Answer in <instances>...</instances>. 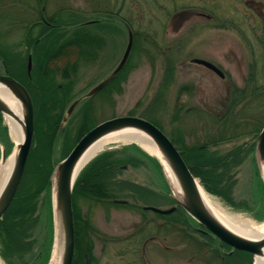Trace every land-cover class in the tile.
<instances>
[{
  "label": "rangeland",
  "instance_id": "rangeland-1",
  "mask_svg": "<svg viewBox=\"0 0 264 264\" xmlns=\"http://www.w3.org/2000/svg\"><path fill=\"white\" fill-rule=\"evenodd\" d=\"M113 13L122 16L125 24L102 20ZM40 15L58 27L53 30L55 39H45L43 49L37 52L39 56L56 53L60 46L58 37L68 38V43L76 37L79 45L75 52L73 46L60 48L63 54L45 62V68L51 69L65 68L69 62L76 72L66 80L55 78L60 99L50 113L38 112L36 125L41 129H47L49 119L59 124L73 100L115 69L126 48L129 30L133 45L116 79L73 111L61 133L56 131L52 149L47 150L48 160L37 163L47 160L54 166L82 138L79 136L84 127L92 129L120 116L154 122L178 148L206 142L211 145L221 135L224 140L210 146V157L216 161L229 158L233 166L228 173L230 178H219L217 187L227 193L232 203L247 201L250 208H236L228 198L203 190L224 213L256 225L264 223V218L257 219L259 209L254 204L258 162L253 150L264 125V53L259 49L264 47V0H0L1 74L10 67L20 68L33 79L37 76L35 69L43 63L38 64L36 51L30 47L32 39L43 32L34 25ZM93 20L99 23L87 25ZM90 34L104 40L99 50H84L86 42L94 47L93 40L87 39ZM30 54L33 63L28 71ZM194 59L212 63L223 77ZM233 101L238 102L227 107ZM237 119L243 120L235 126ZM1 127L10 145V152L4 151L7 160L17 146L3 116ZM45 134H41V144L46 142ZM130 144L137 151L125 149ZM140 150L157 160L134 143H113L97 154L117 151L115 159L132 154L137 160H123L111 166L110 180L119 185L111 199L79 192L72 198L74 228L80 238L77 263L253 264L249 253L231 252L211 234L198 231L201 227L188 225L177 211L163 216L144 210L147 206L166 210L176 205L165 172L161 168L162 179ZM1 157L2 152L0 162ZM258 170L264 183L262 170ZM33 177L28 172L32 190L36 188V182L30 180ZM50 191L52 200V187ZM34 206L26 219L10 226L23 243L31 244L20 254L22 257H10L11 264H38L36 257L48 244L51 249L47 264L50 263L56 230L47 189L36 196ZM2 232L1 229V235ZM0 261L8 264L1 255Z\"/></svg>",
  "mask_w": 264,
  "mask_h": 264
},
{
  "label": "trees",
  "instance_id": "trees-1",
  "mask_svg": "<svg viewBox=\"0 0 264 264\" xmlns=\"http://www.w3.org/2000/svg\"><path fill=\"white\" fill-rule=\"evenodd\" d=\"M77 32L79 33L81 31L79 30ZM48 38L55 39V37H50L47 35L45 39H48ZM58 40L60 41V46L57 47L55 51L59 50V48H61L62 46L64 45L66 46L69 44L68 38L63 39V38L58 37ZM61 54H63V52L61 53V51H57L56 53H53V54L49 52L48 54L45 53L43 54V56H39L40 54L35 52L34 55L38 57L37 58L39 61L38 64L39 63H43V64H41L42 66H40L39 64V69H35L37 76H34V79L32 78V75L30 76L26 73H23V71H21L20 68H18L17 70H13V69L10 70V67H8L9 70L7 69L9 75L17 79L21 84H23L26 87V89L28 90L31 96L33 107H34V136H33V141H32V147L27 157L24 173H23L21 182L19 184V187L8 209L4 213L2 219L0 220V233H1V229L3 231L2 235L0 234V255L8 264H11L12 262L11 260L9 261L10 257H13L17 254L18 256H20V254L23 253L25 249H30L31 247L30 246L31 244L23 243L20 237L16 235L15 232L12 231L10 226H12L13 224L15 225L19 223L20 220L26 219L27 216L33 212L34 207H35L34 200L36 196L46 189H47V192L49 193L50 209L52 210V205H51L52 200H51V193H50L51 192L50 190L52 187L51 179H52V174H53V171L57 163L54 166H50V162L47 161L48 157H50L47 150L51 151L52 149L53 139L55 137L56 131L61 133V131L63 130L62 120H63L65 111L63 113V116L61 117V120L59 121V124L57 123L55 119H49L47 121V129H45L44 127L43 129H41L36 124L38 121V112L46 111L50 113V111L56 107L60 99L58 98L56 94V91L58 90H56V87H55V83H54L55 78L66 80V79H69L72 73L74 75L76 72L75 66L73 64H70L69 62L67 63V66L65 68L59 67V69L58 68L51 69V68H48L47 66L45 68L46 61L53 60L57 58L58 56H60ZM3 59L5 60L4 57ZM110 84H108V86ZM88 100H90V98L82 101L78 106H80L83 103H86ZM236 103L233 101V103L227 104V107L232 106ZM228 109L231 110V108H228ZM236 115L237 114H235V116ZM241 120L243 119H237L233 125L235 126L238 125V123H241ZM1 121H2V114L0 113V145L3 146L5 154H8L10 152L9 151L10 145L8 144L6 138L3 137L4 135L3 133H5L4 132L5 129H2ZM90 128L91 126L84 127L79 137L87 133L90 130ZM40 133L41 134L46 133L45 143L41 144L40 142L41 134ZM217 138L218 140L212 141L213 143L211 145L210 143L206 142L200 145L188 146V148L187 147L185 148L177 147V148L180 151L181 156L184 159L189 170L191 171V173L193 174L195 178L199 179L204 189H206L208 192L214 195H220L224 198H228L230 204L236 208H245V209L250 208L249 203L247 201H242L239 204L232 203L230 201L231 199L229 197H226L227 193L223 192L217 187L216 181H218L219 178L220 179L230 178L228 173L230 172V169L233 166L232 165L233 162L229 160V158L228 159L219 158L217 161L211 159L210 157L211 152L209 151L210 146L214 145L218 141L224 140V138L221 135H219V137ZM34 143H36L35 146L33 145ZM43 144H44V147H43ZM130 147L134 151L135 150L137 151V147L132 144L128 145L125 149H131ZM41 150L44 152V155L41 152ZM250 151H252V148ZM115 153H117V151H106L102 153L101 155H98L88 165H86V167L81 171L79 177L77 178L75 182V185L72 191V198L78 192L83 193V194L86 193L88 195L95 194L102 200L104 199L109 200L114 196L113 191L116 190V187L118 188L119 185H116V182L114 183L113 180H110L111 176L109 175V171H110L111 166L123 160L129 161V162L137 161L136 157H134L132 154L127 155L123 159H115L113 157ZM142 156L152 161V163L157 168L158 174L163 179V174L161 171L162 167L159 164V162L155 158H149L143 152H142ZM44 158H46L47 160H45L43 164L37 163L38 161ZM28 172L30 175L34 176L33 180L31 178L30 180L36 182V185H35L36 188H34L33 190L31 189V186H29V183L27 181ZM105 176H107V179H104ZM256 176L257 178H256L255 186H254L256 190L255 197H254L255 198L254 204L259 209V212L257 214V219H263L264 218V183L260 178L258 167H256ZM95 195H92V196H95ZM176 211L181 213L184 216L185 222L188 223V225H193V226L198 225L191 217H189L182 210V208L178 207ZM51 214H52V211H51ZM14 222H17V223H14ZM79 239H80L79 234L75 228L76 257L77 256L79 257V255H77ZM20 241L22 242L21 244H20ZM223 246H226V245H223ZM50 249H51L50 244H48V246L46 247L41 248L40 254L36 257L37 259H39L38 264H47V261L50 257ZM20 257H22V255ZM76 257L74 260L75 264L77 263V260H78V257L77 258ZM22 264H33V263H30V262L27 263L23 261Z\"/></svg>",
  "mask_w": 264,
  "mask_h": 264
},
{
  "label": "water",
  "instance_id": "water-1",
  "mask_svg": "<svg viewBox=\"0 0 264 264\" xmlns=\"http://www.w3.org/2000/svg\"><path fill=\"white\" fill-rule=\"evenodd\" d=\"M133 45V34L128 31V42L119 64L115 69L102 81L93 86L83 96L73 100L68 106L62 120V126L71 116L75 108L84 100L94 96L97 92L108 85L124 68ZM195 63L201 64L208 69L214 71L220 77L222 72L210 62L202 59H194ZM30 59L28 63V71L30 70ZM0 85L5 87L20 102L22 108V126L23 139L17 146L15 162L7 183L0 194V220L12 202L14 195L21 182L27 157L32 146L34 135V107L31 96L26 87L18 80L11 77L5 70L0 73ZM0 113L5 115H13L12 110L0 99ZM122 129H130L138 131L146 135L157 147L163 158L166 160L170 170L173 172L180 188L182 196L177 198L172 195L176 204L180 206L188 216L200 224L207 232H210L218 240L228 245L232 250L244 251L252 255H260L264 248V237L261 239H248L242 237L228 229L220 223L205 207L204 201L200 193L198 180L192 175L180 152L176 149L171 140L150 121L137 116H120L115 117L96 125L89 130L73 147L68 156L59 162L52 174L53 189V213L54 225L56 230L57 216L59 215L63 229V254L61 264H72L74 257V219L72 208V190L77 180L75 175L78 160L84 151L99 137ZM255 155L259 169L264 170V125L257 137L255 146ZM162 169L164 167L162 161L157 157ZM5 160L4 152L2 153V161ZM175 195V194H174ZM144 209L153 211L158 214L167 215L175 210V207L161 210L154 207H145ZM56 233V232H55Z\"/></svg>",
  "mask_w": 264,
  "mask_h": 264
},
{
  "label": "bare ground",
  "instance_id": "bare-ground-1",
  "mask_svg": "<svg viewBox=\"0 0 264 264\" xmlns=\"http://www.w3.org/2000/svg\"><path fill=\"white\" fill-rule=\"evenodd\" d=\"M0 99L12 110L13 115H5L7 120L10 135L15 145L18 146L23 139V126H22V108L20 102L7 90L5 87L0 85ZM135 143L140 146L147 153L158 157L163 164L164 172L169 181L170 187L174 191L177 198L182 196L181 188L173 174L170 170L166 160L163 158L156 145L144 134L130 129H122L118 131H113L107 133L98 139H96L81 155L78 160L75 175H77L81 169L97 155L104 147L113 143ZM16 150L7 159L0 162V194L3 191L7 180L11 174L15 157ZM262 173L264 177V170L262 168ZM202 200L207 210L224 226H226L231 231L236 234L248 238V239H261L264 237V223L256 225L248 220H244L238 216H231L224 213L218 205L210 199V197L200 189ZM56 233L55 241L52 251V256L49 264H61L62 254H63V229L60 221L59 215L56 217ZM253 264H264V248L260 255H255L252 261ZM0 264L1 261H0Z\"/></svg>",
  "mask_w": 264,
  "mask_h": 264
},
{
  "label": "flooded vegetation",
  "instance_id": "flooded-vegetation-1",
  "mask_svg": "<svg viewBox=\"0 0 264 264\" xmlns=\"http://www.w3.org/2000/svg\"><path fill=\"white\" fill-rule=\"evenodd\" d=\"M119 13V12H118ZM113 18H115V19H113ZM263 18H264V16H263ZM113 19V20H112ZM102 20H105L106 22H108V21H117V22H119L121 25H124L125 24V21H124V19H123V17L122 16H120L119 14H117V13H113V14H111L110 16L108 15V16H104V18L102 19ZM35 22V23H34ZM33 23H34V25L36 26V27H38V26H40L41 28H42V31L43 32H40L38 35H36V37L35 38H33L32 39V43H31V50H33V52L34 51H36V53L38 52V50L39 49H43V47H44V45L43 44H45L44 43V41H45V35H48V36H50V37H53L52 35L54 34V29L55 28H57L58 26L54 23V21L53 20H51V21H49V20H46L42 15H40V17H38L37 18V20H35ZM98 24L99 23V21L98 20H93V21H90V23L89 24ZM94 24V25H95ZM34 25H31L30 26V28H33V26ZM88 25V24H87ZM119 27H121V26H119ZM47 29V30H46ZM47 31V32H44V31ZM30 34H32V32H30ZM40 34H42L41 36H40ZM93 36L94 37H96V35H93V34H90L88 37H87V39H92L93 40V48H90L91 46H92V44L90 43V42H86V47L84 48V50H86V51H93L94 50V48L95 49H100L102 46H103V44L102 43H104V40H100V39H98V38H93ZM264 36V35H263ZM260 38V37H259ZM76 37L74 38V39H72V41H70V43L68 44V45H64V46H62L61 48H63L64 50H66V48L67 47H70V48H72V46H73V52H75L76 50H78V48L79 47H77V46H79L77 43H76ZM260 49V52L262 51L263 53H264V47L262 46V47H260L259 48ZM258 49V50H259ZM58 51H60V48H59V50ZM95 51V50H94ZM29 59H30V66L32 65V63H33V60H32V55L30 54V56H28V58H27V67H28V63H29ZM255 62V65H257V62L256 61H254ZM252 67H253V64H252ZM207 68V67H206ZM198 231H200V232H202V233H204V234H208V233H206V232H204V231H202L200 228H198ZM75 257H76V253L74 252V257H73V263L72 264H75L74 263V260H75ZM87 263V261L85 260V264Z\"/></svg>",
  "mask_w": 264,
  "mask_h": 264
}]
</instances>
